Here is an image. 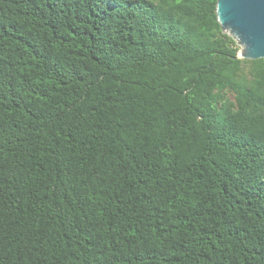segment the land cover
<instances>
[{
	"label": "trees",
	"instance_id": "trees-1",
	"mask_svg": "<svg viewBox=\"0 0 264 264\" xmlns=\"http://www.w3.org/2000/svg\"><path fill=\"white\" fill-rule=\"evenodd\" d=\"M217 0H0V264H264V58Z\"/></svg>",
	"mask_w": 264,
	"mask_h": 264
},
{
	"label": "water",
	"instance_id": "water-1",
	"mask_svg": "<svg viewBox=\"0 0 264 264\" xmlns=\"http://www.w3.org/2000/svg\"><path fill=\"white\" fill-rule=\"evenodd\" d=\"M216 12L241 47L236 58H264V0H217Z\"/></svg>",
	"mask_w": 264,
	"mask_h": 264
}]
</instances>
